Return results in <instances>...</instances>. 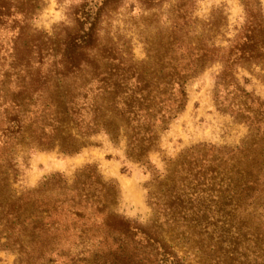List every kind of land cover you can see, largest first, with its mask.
Here are the masks:
<instances>
[{
  "label": "trees",
  "instance_id": "1",
  "mask_svg": "<svg viewBox=\"0 0 264 264\" xmlns=\"http://www.w3.org/2000/svg\"><path fill=\"white\" fill-rule=\"evenodd\" d=\"M113 1L76 6V29L62 39L31 37L22 32L25 26L0 19V228L7 238L0 245L14 248V235L30 230L31 250L44 259L53 254L74 255L83 264H188L177 246L192 256L206 237L217 234L223 243L226 233L250 229L246 218L264 208V100L248 92L237 76L240 67L264 69L261 2L241 0L244 21L224 44L197 27L191 32L193 1H179L172 21L177 47L172 56L158 58L155 67L120 49L114 56L95 52L103 15ZM9 13L0 4V18ZM220 24L209 20L205 31L217 32ZM215 63L221 65L217 105L246 122L249 134L232 149L192 147L164 180L153 173V181L167 188L161 197L151 193L155 217L150 226L114 210L117 186L103 180L93 165L79 170L72 183L57 173L38 188H13L15 152L30 145L28 137L31 147L74 154L88 137L105 132L114 141L124 137L127 157L148 164L159 132L187 105L186 82ZM65 244L68 251H59Z\"/></svg>",
  "mask_w": 264,
  "mask_h": 264
},
{
  "label": "rangeland",
  "instance_id": "2",
  "mask_svg": "<svg viewBox=\"0 0 264 264\" xmlns=\"http://www.w3.org/2000/svg\"><path fill=\"white\" fill-rule=\"evenodd\" d=\"M84 1L86 0H0V4L11 12L0 19L25 26L22 32L31 37L42 35L62 39L67 32L76 29L74 10ZM179 1L181 0L113 1L103 15L100 46L95 52L103 56H114L120 49L125 56L132 53L138 62L149 61L155 67L160 65L156 63L157 59L165 54L172 56L177 47L173 38L172 21L174 6ZM192 1L194 13L190 24L191 32L197 27L198 32H205L214 36L216 41L223 42L224 38L232 37L236 28L244 21L245 8L241 0ZM88 2L97 5L102 4L103 0ZM260 2L264 14V0ZM209 20L221 21L217 32L205 31L204 25ZM190 37L193 35L190 34ZM151 56L152 61L149 58ZM220 69L219 63L209 65L186 82L187 105L167 129L159 132L157 147L148 154V164L129 159L126 155V139L122 137L114 141L105 132L88 137L87 144L74 154L60 152L58 148L45 150L31 147V139L28 137L30 145L19 147L15 152L18 174L13 180V188L19 192L38 188L47 177L57 173L63 174L72 183L79 170L93 165L97 167L103 180L117 186L119 195L114 210L128 220L150 226L155 217L151 193L156 192L161 197L167 188L164 183L153 181V173L164 180L169 169L174 168L175 161L192 147L213 144L219 148L232 149L241 145L249 134L246 122L237 119L229 111L219 109L217 105L216 75ZM237 76L248 92L264 100V69L261 66L240 67ZM259 213V216L246 218L252 224L250 229L242 230L240 235L235 232L226 233L223 243L218 242L216 234L211 239H200L199 247L202 249L199 252L196 250L192 256H187L184 247L177 246L176 250L180 256L185 257L188 264H212L211 258L217 259L218 264H264V208ZM244 216L245 214L242 219ZM163 228L169 227L164 225ZM208 231L212 234L213 227ZM5 236L6 233L0 228V242L7 241ZM168 236L170 238L169 234ZM14 238L16 247L0 245V264H83L74 255L60 257L52 254L45 259L38 257L31 250L30 230L20 231ZM169 241L174 243L173 240ZM67 246L63 245L59 251L66 253ZM201 254L205 260L199 257ZM213 264L217 263L213 261Z\"/></svg>",
  "mask_w": 264,
  "mask_h": 264
}]
</instances>
